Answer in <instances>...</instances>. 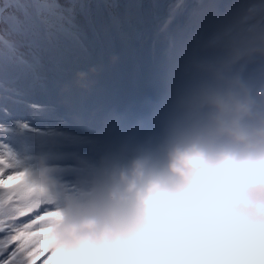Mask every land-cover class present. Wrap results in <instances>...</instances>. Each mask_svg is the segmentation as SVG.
<instances>
[{"label":"clouds","instance_id":"obj_1","mask_svg":"<svg viewBox=\"0 0 264 264\" xmlns=\"http://www.w3.org/2000/svg\"><path fill=\"white\" fill-rule=\"evenodd\" d=\"M120 121L70 183L11 162L0 220L42 209L16 264H264V44Z\"/></svg>","mask_w":264,"mask_h":264},{"label":"rangeland","instance_id":"obj_2","mask_svg":"<svg viewBox=\"0 0 264 264\" xmlns=\"http://www.w3.org/2000/svg\"><path fill=\"white\" fill-rule=\"evenodd\" d=\"M257 1L258 0H250L251 6L257 4ZM170 4L171 3H165L164 0H134L132 2L124 0L120 6L115 8L117 10V17L115 19L116 26L121 30L124 28L125 31H131L129 34H126V37H129L134 45L136 54L134 60L138 65L143 63L145 67L144 70H146L147 64L140 59V55L146 52L145 46H148L150 41L156 40V42L159 43L163 54L173 43V39L170 40L169 35H160L164 26L170 22V13H168L172 10L170 9ZM185 6L186 1L182 0L178 2L177 5L174 6L175 9H173L176 13H180L182 17L185 18V21L194 18L195 21H200V23L197 24L195 33H198V28L201 26H206L210 31V35H208L209 37L202 39L201 35L197 34L193 36L191 31L173 28L172 34L177 35L182 32L188 35L186 41L178 43L175 40L174 43L179 46L186 44L190 47L189 70L193 64L195 68L198 69L203 62L204 57L212 47L214 40H216V36L219 35L223 29L228 28L226 26L230 23L229 16L225 15L221 21V24L224 25L217 28L219 25L217 27L216 25H211L210 17H207L204 14H199L197 17L190 16L185 10ZM222 9L223 5L220 6L218 10ZM261 9L260 13L263 14L264 7H261ZM251 12L252 11L244 13L242 16L248 15ZM55 16L59 15L56 14ZM249 16L244 17L247 18ZM106 22L107 21L103 16H92V14L88 13V15L81 17L76 22L66 25L65 28L60 25H51L53 32L49 34L48 41H44L46 44H40L38 54L41 57L35 59L31 63L32 69L29 70L25 67L18 72H12L3 82L0 81V99L2 100L1 102H3L4 97H9V95H11L10 93L18 96L26 95L23 91L24 83L27 80H36V88L30 93V95L44 105V108L40 107L38 109L36 119L31 120L30 122L31 116L35 111L28 102H22L17 106L16 102L10 98L4 100V108L17 106L16 110L22 114L24 113L25 118L21 125H17L14 121H10L6 125H0V157H3L6 162L3 170V175L5 177L20 170L15 163H11L14 161H17L22 165H31L42 161L47 166H69L74 162L69 161L71 160V154L64 152L56 146L61 144V141H66L65 138L67 137L68 132L73 133L74 131H77L86 136L89 134V131L86 132V130H89L91 126L85 123L78 126L77 118H82L83 114L78 116H68V118H73L75 122L74 125L71 126L67 125V122H71L70 120H67V118L58 119L55 122L51 121L46 124L42 123L45 111L54 110V107L50 104H46L45 101L46 99H50V94L54 95V97H72L71 94H74L75 91L74 88H70V86H73L74 82H69V78L64 73V70L71 65H77L75 67L86 70L85 64L87 60L97 62L98 59H101L102 62L100 63L109 71L106 61L107 53L105 54L102 46V37L109 35L105 25ZM213 26L217 29L213 28ZM141 28L143 31L140 30ZM253 29L252 38L254 35L264 31V21H261L259 25ZM58 30L59 33L55 32ZM62 36L71 38V45H67L66 42L63 41ZM233 42L234 39H230L227 42L221 56V62L225 61L229 56V51L233 46ZM256 45V41L249 42V44L238 53V56L233 63L244 55L250 53ZM84 51L89 53L86 58L83 55ZM55 60L59 63L58 69L53 68V61ZM11 84L15 85L14 89H11ZM84 85L85 93L89 97L88 84L85 82ZM117 104L120 106L119 102H117ZM105 121L108 124L106 115ZM30 128L31 130H34V128L47 130V128H49L54 131L51 133L50 138H46L44 134L40 136L35 134V136L32 137V135L29 134ZM88 162L93 161L86 159V161L81 163L85 164Z\"/></svg>","mask_w":264,"mask_h":264},{"label":"bare ground","instance_id":"obj_3","mask_svg":"<svg viewBox=\"0 0 264 264\" xmlns=\"http://www.w3.org/2000/svg\"><path fill=\"white\" fill-rule=\"evenodd\" d=\"M101 6H108V5L102 4ZM101 6H100L99 10L103 13H106V12H104V9H102ZM107 24H109V23H107ZM185 25H187V23H185ZM21 30H22V28H21ZM112 34H113L114 40H117L118 42H120L119 47H118V45H117V47L115 45V54H114L112 43H111L112 35L111 36L105 35L102 37V41H103L102 46H103V49L105 51V54L108 53V58H109V63H110V65H109L110 66V72L112 73L113 77L115 78V81H119L121 83V86L123 87L124 84H126V83L134 84L137 77H139L140 79H142L144 81V78L146 75L145 74L142 75V74L145 73L146 71H148V74H152V75H153V73H157L159 76V78L157 77L158 78L157 82L151 83V84L147 82V84H143L142 86H143V88H145L148 91L153 90V92L156 93V97L163 98V102H164L166 100V97H164V94L166 96V93H165V91L160 90L161 84L165 88H168V92H169V90L174 89L173 88L174 85L179 83V80L177 81V79H175L174 75L171 74L170 71L168 73L164 72L165 67L163 66L162 63H160V60H159V59H161V55H159V57H160L159 59H153V58H150V55H148V50L145 53H142L140 55V59H142V61L146 62V64L148 65L146 70L142 71L139 74V70L137 69V71L135 72L136 76L135 77H129L128 71L132 67L133 64L131 65L128 62V60H124V58H125L124 56L127 57V54H129L128 58H130V62L136 63V62H134V58H132V56H131L130 46L133 45V43L131 42L130 39H127V42H125V40H123V38H122V33L120 31H118L116 28L114 29L112 27ZM185 36H186L185 33H181V34L179 33V34L175 35V37H178L177 38L178 41L181 40ZM35 49L38 51V48H35ZM114 60H118L119 62L113 63ZM224 63H227V62H224ZM114 64L115 65L118 64V66H115L113 68L112 65H114ZM66 66H69V65H66ZM75 66H77V65H71L68 69L77 71ZM98 66H99V68H96V67H92V68L94 70L96 68L95 72L97 73V76L102 77L103 76V72H101L102 65L99 64ZM136 66H137V64H136ZM217 66H219V64ZM53 67H58V62L56 60L53 61ZM225 67L226 66L220 67L218 70H221ZM78 74L80 75V77H77V75H74L73 79L78 83V86H79L78 88L83 90L84 87L82 86V80H84V79L88 80V78L85 75H81L80 73H78ZM163 75H164L163 78L166 79V82L170 86L166 87L164 85V83L161 82L163 79L162 78ZM78 78H80V79H78ZM160 78H162V79H160ZM110 84H111V81L108 83L107 82L104 83L103 86L106 85V87H108ZM139 86H140V83H139ZM49 96L54 97V95H52V94H50ZM121 100H122L121 95L118 94L117 91H115L113 93V95L111 97H108V99H107V103H108V105H110L109 109L114 110L116 102H120ZM50 103H51V100H48L46 102V104H50ZM84 103L88 108V110H86V108H85V112L88 111V115L85 117L84 121L88 122V121L93 119V122H94V124L92 125L93 130H91L90 135L86 136L85 138L83 136L75 135V134H77L75 132H73V133L68 132L67 133L68 139L65 142L61 141V144L59 146L60 147L68 146L70 149H72L73 154L75 156H77L76 153L82 154L81 150L86 152L84 155H87L89 146L94 145V146H96L93 149L94 153L93 154L91 153L90 155L92 157L95 156L96 154H97V156H99V151H100L99 148H101L100 146L103 143V142H101V140L102 141L105 140V143H111L112 138L106 134L107 125L105 123V117L98 119L97 117L99 116V114H97V113H99V111H95V112L91 111V108H92V106L95 105V103H93L92 101H90L88 99H86L84 101ZM159 107H160V105H159ZM47 112H48V115L51 116L52 111H47ZM67 125L71 126L72 122H67ZM98 146H99V148H98ZM74 155H73V158L77 159ZM64 168H66V167H63V168L53 167V168H49V169H50V171L54 177H58L60 172H62V169H64ZM58 181H60V180H56V182H58Z\"/></svg>","mask_w":264,"mask_h":264},{"label":"snow or ice","instance_id":"obj_4","mask_svg":"<svg viewBox=\"0 0 264 264\" xmlns=\"http://www.w3.org/2000/svg\"><path fill=\"white\" fill-rule=\"evenodd\" d=\"M3 170L4 167L2 164H0V183L5 184V188H0V190L13 192L7 189L9 175L5 177L3 175ZM39 211H42V209H33L32 211L28 212L32 214L29 217L30 221L33 219L32 216L37 215ZM15 217L16 216L9 218L7 221V226H5L6 222L4 220H0V233L4 234L0 236V256H4L6 254V259H0V264H16L17 256L28 250V234L34 231V229L37 227V225H32L30 223H23V226L21 227V222L17 221Z\"/></svg>","mask_w":264,"mask_h":264},{"label":"trees","instance_id":"obj_5","mask_svg":"<svg viewBox=\"0 0 264 264\" xmlns=\"http://www.w3.org/2000/svg\"><path fill=\"white\" fill-rule=\"evenodd\" d=\"M196 1V0H195Z\"/></svg>","mask_w":264,"mask_h":264}]
</instances>
